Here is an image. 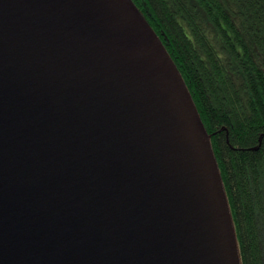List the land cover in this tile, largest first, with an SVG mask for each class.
<instances>
[{
    "label": "water",
    "instance_id": "water-1",
    "mask_svg": "<svg viewBox=\"0 0 264 264\" xmlns=\"http://www.w3.org/2000/svg\"><path fill=\"white\" fill-rule=\"evenodd\" d=\"M0 264H243L212 136L134 0H0Z\"/></svg>",
    "mask_w": 264,
    "mask_h": 264
},
{
    "label": "trees",
    "instance_id": "trees-1",
    "mask_svg": "<svg viewBox=\"0 0 264 264\" xmlns=\"http://www.w3.org/2000/svg\"><path fill=\"white\" fill-rule=\"evenodd\" d=\"M134 1L212 136L243 264H264V0Z\"/></svg>",
    "mask_w": 264,
    "mask_h": 264
}]
</instances>
